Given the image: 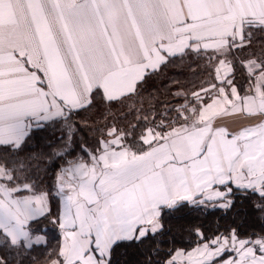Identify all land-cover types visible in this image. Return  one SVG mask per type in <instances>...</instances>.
<instances>
[{"label":"snow or ice","instance_id":"obj_1","mask_svg":"<svg viewBox=\"0 0 264 264\" xmlns=\"http://www.w3.org/2000/svg\"><path fill=\"white\" fill-rule=\"evenodd\" d=\"M257 33L264 34V0H0V264L41 243L33 223L38 232L50 217L62 239L47 264H117L121 247L140 250L144 264H264V222L239 213L211 237L201 226L190 230V250L173 237L160 252L164 217L181 207L229 212L239 194L258 199L264 213ZM185 58H207L208 80L191 89L170 81L178 106L157 111L145 86ZM237 63L246 88L236 83ZM97 100L127 107L124 118L134 122L106 125L91 163L69 160L57 173L52 216L50 193L35 190L33 164L66 156L73 117ZM225 117L254 123L229 132L219 123ZM49 124H63V142L21 158Z\"/></svg>","mask_w":264,"mask_h":264},{"label":"trees","instance_id":"obj_2","mask_svg":"<svg viewBox=\"0 0 264 264\" xmlns=\"http://www.w3.org/2000/svg\"><path fill=\"white\" fill-rule=\"evenodd\" d=\"M262 48H264V34L257 33L254 37L252 49L259 54ZM247 54V52L241 53V55L245 56ZM236 67V83L241 85L242 88H246L245 80L239 71L240 64L237 63ZM209 70H211V65L208 64L207 58L202 61H197L195 58H185L183 61L177 59L175 63L169 64L164 68L158 76H154L148 81L143 95L146 97L151 92L152 96L156 97L153 102L158 105L157 111H163L165 104L177 107V98L167 91L170 81L179 80L186 88L191 89L194 84L199 85L208 80ZM174 90L175 88L173 87ZM241 94H243V91ZM179 102L183 103L182 97L179 98ZM143 107L148 110L150 105L145 101ZM128 112L129 109L123 105L114 102L109 106L107 103L102 104L97 100L95 106L89 111L73 117L77 130L74 132L68 154L64 157L55 155L44 157L38 162V166L35 163L33 164L34 171L32 175L34 177L35 190L37 194L40 192L50 193L48 207L52 216H55L59 211L60 197L57 195V173L68 166L67 162L69 160H90L91 156L89 153H97L98 142L106 125L115 124L118 128H128L129 122H134V115H128L127 119L124 118ZM63 127V124H61L59 128L54 129L53 125L49 124L46 129L37 132L20 153L21 158L30 155L34 156L42 150L49 153L54 152L55 149L50 147V145L60 141ZM64 135L66 137L67 133L65 132ZM60 142L62 143L63 141ZM3 153L4 149H0V155H3ZM258 202L256 198L245 200L237 194L236 207L229 212L212 209L211 207L207 210H193L188 206L171 212L164 217L165 228L169 230V234L161 241V255L173 247V237L177 239V247L182 243L185 248L190 250L196 244L195 239L189 236L190 230L196 226H201L205 235L211 237L217 229L223 232V229L236 219L237 213L242 214L244 218L258 226L264 222L261 219L264 217V213H260L257 210ZM50 220L51 217L48 220L41 218L42 222L38 225V232H36L37 225L33 223L34 233L43 238V243L35 244L30 250L23 251L19 255L14 253L9 257L11 264H19L20 261H23V264H47L49 254L57 249L60 242L59 229ZM153 258L158 261L161 259V257ZM144 259L140 250L134 247H121L117 249L114 256L117 264H144Z\"/></svg>","mask_w":264,"mask_h":264},{"label":"crops","instance_id":"obj_3","mask_svg":"<svg viewBox=\"0 0 264 264\" xmlns=\"http://www.w3.org/2000/svg\"><path fill=\"white\" fill-rule=\"evenodd\" d=\"M220 126L226 127L229 132L238 131L242 126H250L252 121H248L243 118H236V117H225L224 119L219 121ZM59 208H60V200H59ZM62 239L60 233V240ZM43 243V239L42 242ZM195 247V246H194Z\"/></svg>","mask_w":264,"mask_h":264},{"label":"rangeland","instance_id":"obj_4","mask_svg":"<svg viewBox=\"0 0 264 264\" xmlns=\"http://www.w3.org/2000/svg\"><path fill=\"white\" fill-rule=\"evenodd\" d=\"M81 162H86V163H91V159L90 160H83ZM43 239V238H42Z\"/></svg>","mask_w":264,"mask_h":264}]
</instances>
